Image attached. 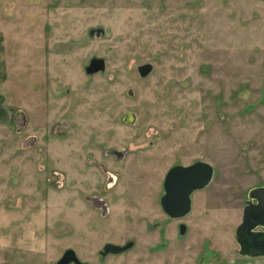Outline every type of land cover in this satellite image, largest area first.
<instances>
[{
    "label": "rangeland",
    "instance_id": "rangeland-1",
    "mask_svg": "<svg viewBox=\"0 0 264 264\" xmlns=\"http://www.w3.org/2000/svg\"><path fill=\"white\" fill-rule=\"evenodd\" d=\"M0 32V264H57L69 248L102 264L107 237L94 241L91 221L136 241L103 264H264L234 251L264 185V0H0ZM93 58L106 71L87 74ZM198 160L214 179L164 249L159 211L103 219L77 185L105 166L151 199L172 166Z\"/></svg>",
    "mask_w": 264,
    "mask_h": 264
},
{
    "label": "water",
    "instance_id": "water-1",
    "mask_svg": "<svg viewBox=\"0 0 264 264\" xmlns=\"http://www.w3.org/2000/svg\"><path fill=\"white\" fill-rule=\"evenodd\" d=\"M105 31L102 28L92 29L90 35L102 36ZM107 65L104 58H93L86 67V73L94 75L106 71ZM153 65L146 63L138 67L141 77L149 76L153 71ZM135 114L128 113L125 121L133 124ZM110 155L123 156L125 153L111 150ZM215 175L214 166L204 160H198L189 165L176 164L172 166L164 180L165 194L161 204L165 213L172 218H184L192 211V195L199 190L207 188L213 181ZM187 233V226H180V234ZM236 241L239 248L235 253L242 257H264V185L252 188L248 193L242 222L236 231ZM133 243L124 246L118 244H107L104 255L109 253L120 254L130 248ZM86 264L76 256L74 250H68L57 264Z\"/></svg>",
    "mask_w": 264,
    "mask_h": 264
},
{
    "label": "flooded vegetation",
    "instance_id": "flooded-vegetation-1",
    "mask_svg": "<svg viewBox=\"0 0 264 264\" xmlns=\"http://www.w3.org/2000/svg\"><path fill=\"white\" fill-rule=\"evenodd\" d=\"M123 152L125 154L123 156H120V157L118 155H115V154H112L110 156L108 151H105L103 149L102 155L104 157L109 156V157H113V158H116L119 160V159L124 158L126 156V154L129 152V150H126ZM101 169H102V171H100L99 173H93L92 175H88L87 177H85V181L83 182V184L81 183V180L83 178H78V180H79L77 183L78 187L81 188L82 185H84V186H86V187H84L85 190L90 193L89 195H85V200L89 203V205L91 207L97 209V210H102L104 213L103 217H102L103 219H106V218L108 219L112 215L113 212H118V213H116L117 217L120 216V218H122L121 214L124 213L123 215H127L128 216L127 218H129L130 221L136 220L138 223L140 222L138 219V214L135 215V213H138V211H140V208H142V209L146 208L149 211L153 207V209H155L156 211H159V213H161L165 217V219L163 221L164 223L161 221L154 222L151 225V227H152L151 231H153V232L157 231L158 232V236L161 238V241L159 244L163 249L166 248L167 245H170L174 241L173 238L175 236L173 235L174 237H172L170 235H167L168 227L172 223L178 221L179 222V224H178L179 234H180V226L182 224H184L182 222V219L186 218L187 216L184 218H180V219L172 218L167 213H165V211L163 210V207L161 204V199H162L163 195L165 194L164 180H165L166 175H165L163 183H162V192L157 194V197L153 196V198L150 199V198H148L150 195L143 194L138 189V187H136V184L134 182H128L123 187V184L121 181L122 178H121L120 174L110 173L105 166H102ZM84 188H82V189H84ZM199 191H202V190H199ZM196 192H198V191H196ZM193 195H192V200H194ZM192 210H193V203H192ZM105 221H103V222H105ZM92 223L93 222L91 221L90 222V226H91L90 227L91 228L90 229L91 230V232H90L91 236L90 237L95 239L94 241H97L100 238L103 239V238L107 237L102 248L99 249L97 252V255H98L102 264L107 259H109L111 257L114 258V257H119L122 255H125L126 253L130 252L134 248V245L136 242L135 239L131 240L129 242L126 241L127 243L126 242L120 243V242L115 241V240L118 237L123 236V233L116 231L117 234L115 236H113L112 234H110L113 230L105 231V228L109 227V225H108L109 222L104 223V224H106V226L103 224H94V223L92 224ZM187 230H188V227H187ZM147 231L149 232L150 229L147 228ZM141 232H142V230H141ZM180 237H183V236L180 234ZM130 242L133 243L132 248H130V249H128V250H126L120 254L109 253L107 255H104V250H105V247L107 246V244L113 243V244H118V245L124 246ZM68 250H73V249L69 248L65 251V253ZM74 252H75L76 256L80 259L77 252L75 250H74ZM65 253L63 254V256L65 255ZM82 263H86V262H82ZM71 264H75V263L73 262Z\"/></svg>",
    "mask_w": 264,
    "mask_h": 264
},
{
    "label": "crops",
    "instance_id": "crops-1",
    "mask_svg": "<svg viewBox=\"0 0 264 264\" xmlns=\"http://www.w3.org/2000/svg\"><path fill=\"white\" fill-rule=\"evenodd\" d=\"M5 63H6L5 39H4V35L0 32V80L6 79ZM1 110L2 108L0 101V113L3 114Z\"/></svg>",
    "mask_w": 264,
    "mask_h": 264
}]
</instances>
